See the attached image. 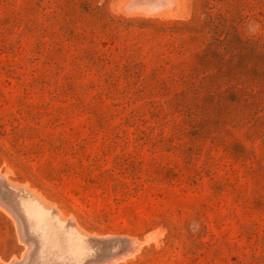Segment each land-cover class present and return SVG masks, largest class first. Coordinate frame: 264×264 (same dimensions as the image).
<instances>
[{
	"label": "rangeland",
	"instance_id": "rangeland-1",
	"mask_svg": "<svg viewBox=\"0 0 264 264\" xmlns=\"http://www.w3.org/2000/svg\"><path fill=\"white\" fill-rule=\"evenodd\" d=\"M0 177V264L83 254L32 197L97 264H264V0H0Z\"/></svg>",
	"mask_w": 264,
	"mask_h": 264
},
{
	"label": "bare ground",
	"instance_id": "bare-ground-1",
	"mask_svg": "<svg viewBox=\"0 0 264 264\" xmlns=\"http://www.w3.org/2000/svg\"><path fill=\"white\" fill-rule=\"evenodd\" d=\"M0 179H2L0 177ZM4 179V178H3ZM2 182V180H1ZM1 186V185H0ZM10 187L12 185H9ZM13 187V186H12ZM15 188V185L14 187ZM19 188V187H18ZM24 188V187H23ZM25 189V188H24ZM2 191V190H1ZM11 193V192H10ZM20 193V192H19ZM18 193V195H19ZM32 193V192H31ZM24 195V194H23ZM34 196V195H33ZM21 198V195H20ZM20 198L17 199L20 200ZM16 199V200H17ZM19 200L17 202H19ZM31 202H32V210H25L27 214L31 215L34 219H38V221L41 222H45L48 218L49 215L52 216V219L55 221V223H58L60 225H63L64 223L66 224L67 228L70 229L71 234L74 238V243H73V252H78L80 250L83 249V254L80 257H76V256H69L66 257L64 259H62L60 261L59 264H80V262L83 260V264H88V263H93V264H97L98 261L101 260V258H103L104 255H99L97 253L94 252L95 249V244L96 242H100L98 241V239L96 240L95 237H87L85 234H83L82 232H80L77 227L76 224L71 223V221H65L64 219H62L59 214H57L55 211L50 210L49 208H47L46 206H44L39 200H37L36 198L32 197L31 198ZM6 204V203H5ZM4 205V204H3ZM12 205V204H11ZM14 205V204H13ZM3 207V206H2ZM6 207V206H5ZM8 208V207H7ZM6 208V209H7ZM9 209V208H8ZM16 209V208H15ZM14 209V210H15ZM11 210V209H9ZM7 211V210H6ZM15 213V212H14ZM18 213V212H17ZM14 218V217H13ZM15 219V218H14ZM22 223H26L24 221H22V218H20ZM26 221V219H24ZM72 220V219H71ZM17 223V222H16ZM16 225V224H15ZM25 225V224H24ZM23 232V231H22ZM25 238V237H24ZM151 237H146L144 240H138L136 238H131L130 239V248L129 249H124L125 247H122V251L119 253L118 257H113L111 259V261L115 260L116 258L119 257H123L125 255L131 254L133 251H135L136 249L139 248L140 244L143 241H148V239H150ZM107 240L105 239V242ZM25 242V240H24ZM28 243V242H27ZM32 245V244H31ZM27 246V245H26ZM28 247V246H27ZM26 250V249H25ZM26 253V252H24Z\"/></svg>",
	"mask_w": 264,
	"mask_h": 264
},
{
	"label": "water",
	"instance_id": "water-1",
	"mask_svg": "<svg viewBox=\"0 0 264 264\" xmlns=\"http://www.w3.org/2000/svg\"><path fill=\"white\" fill-rule=\"evenodd\" d=\"M124 249H129L130 248V240H123L122 241Z\"/></svg>",
	"mask_w": 264,
	"mask_h": 264
}]
</instances>
